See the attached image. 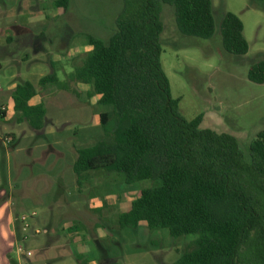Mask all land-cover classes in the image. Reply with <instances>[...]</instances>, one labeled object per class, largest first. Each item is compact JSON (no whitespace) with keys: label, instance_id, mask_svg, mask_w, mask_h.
Segmentation results:
<instances>
[{"label":"rangeland","instance_id":"rangeland-1","mask_svg":"<svg viewBox=\"0 0 264 264\" xmlns=\"http://www.w3.org/2000/svg\"><path fill=\"white\" fill-rule=\"evenodd\" d=\"M52 2L0 0V49L7 56L12 52V62L10 57L1 60V91L8 92L12 83L31 82L37 95L30 102L34 104L38 98L43 102L47 111L44 127L49 128L45 133L44 127L36 131L37 137L33 135L31 140L20 138V152L12 155L15 142L8 143L9 135L17 140L23 125L24 130L31 131V127L25 121L18 122V114L9 106L11 99L0 105L7 113L0 115V159L5 156L6 160L5 184L0 179V264H10L9 257L19 264H82L94 257L93 264H175L195 236L171 238L166 230H150L143 222L135 229L117 226L118 214L141 189L153 185L150 180L127 185L117 173L90 172L79 185L78 195L87 202L85 209L60 213L53 202L60 192L58 179L75 177V150L92 146L102 137L98 115L111 108L97 104L91 87L71 75L90 50L88 36L107 40L112 35L122 0H70L66 10L55 8ZM211 3L217 24L226 12L240 18L247 53L235 56L225 52L217 24L208 39L181 35L172 7L164 4L161 64L171 95L180 98L179 112L187 119L201 113L202 127L234 135L246 152L255 135L264 130V83L247 79L248 66L264 59V11L252 0ZM8 17L14 21L5 23ZM52 72L65 89L55 84L37 86L40 76ZM34 140L37 142L33 144ZM18 154L23 161L20 170L15 164ZM97 176L110 186L111 194L108 199L87 201V187ZM74 186L68 185L65 195L75 193ZM26 195L31 200L27 207L18 204ZM31 211L50 218V223L31 220L33 227H44L47 233L30 238L27 246L32 255L25 258L15 252L14 220L15 215ZM69 220L76 223L81 234L60 229Z\"/></svg>","mask_w":264,"mask_h":264},{"label":"trees","instance_id":"trees-1","mask_svg":"<svg viewBox=\"0 0 264 264\" xmlns=\"http://www.w3.org/2000/svg\"><path fill=\"white\" fill-rule=\"evenodd\" d=\"M69 1L52 4L66 10ZM252 2L264 11V0ZM164 4L172 7L181 35L208 39L216 31L211 0H122L112 35L107 40L87 37L90 50L71 77L89 85L97 104L111 109L98 115L102 137L75 150L76 183L90 172L117 173L127 185L150 180L153 185L118 214L117 226L135 229L143 222L171 238L195 236L175 264H264V130L244 152L234 135L202 127L201 113L187 119L179 112L180 98L171 95L160 59ZM217 31L225 52L247 53L237 15L226 12ZM247 79L264 83V59L248 66ZM45 84L66 88L55 72L39 79L38 86ZM36 94L29 81L11 90L14 111L37 130L46 109L42 102L29 104ZM9 136L13 144L14 135ZM4 164L2 157L3 184ZM9 261L19 264L13 257Z\"/></svg>","mask_w":264,"mask_h":264},{"label":"crops","instance_id":"crops-1","mask_svg":"<svg viewBox=\"0 0 264 264\" xmlns=\"http://www.w3.org/2000/svg\"><path fill=\"white\" fill-rule=\"evenodd\" d=\"M14 20L12 19V17H8L7 18V20L5 21V23H10V22H13ZM12 25V24H11ZM10 25V26H11ZM2 26V25H1ZM4 26H5V24H4ZM6 26H7V24H6ZM13 42V41H12ZM0 45H2L1 43H0ZM6 45V44H5ZM6 46H4V48H5ZM12 52H9V54H8V56H7V53H3V51H1V49H0V69H1V60H3V59H6V58H8V57H10V59H11V62H12ZM25 58H28V57H24V59ZM15 61V59H13V62ZM44 76V75H43ZM42 76H40L39 78H38V81H39V79L41 78ZM59 79V78H58ZM38 81H37V86H38ZM31 83V82H30ZM18 83H12L11 85H9V91L8 92H5V93H3L2 91H1V88H0V105L1 104H3V102H5L6 104H7V101L6 100H10L11 99V90H13V88L17 85ZM37 95V94H36ZM36 95L33 97V98H35L36 97ZM96 96V95H95ZM97 97V96H96ZM33 98H31L30 99V101L33 99ZM29 101V104H31V105H34V104H38V103H40L41 101H39V98L36 100V103H31ZM39 101V102H38ZM43 103V102H42ZM9 106H11V108H12V110L14 111V109H13V107H12V99H11V104L9 105ZM3 107V106H2ZM46 109V108H45ZM3 111H4V109H3ZM17 113V112H16ZM18 114V122H21V119L19 118V113H17ZM46 115H47V111H46V113H45V116H44V123H43V126L40 128V129H32L31 128V131L30 130H24V125H23V127H22V129H20V137L18 136V138H17V140H14V142H15V146H13V149H12V155H13V153H18V152H20V146H19V142H20V138H24V139H27V140H31L32 138H33V135L35 136V137H37V135H38V133H36V131H38V130H40L41 131V129L45 126L44 124L46 123V120H47V118H46ZM5 116H7V113H5V111H4V116L3 117H5ZM23 121V120H22ZM22 125V124H21ZM47 125V124H46ZM46 130H49V128H47V127H44L43 128V130H42V133H45L46 132ZM41 133V134H42ZM83 134H88V135H90L91 133L89 132V133H87V132H83ZM40 135V134H39ZM13 142V143H14ZM37 142V140H34L32 143L34 144V143H36ZM18 157H19V159L16 161V165H17V167L19 168V170H20V167L23 165V161H22V159H21V155H19L18 154ZM8 158V157H7ZM4 162H6V160H5V156H4ZM90 180V179H89ZM88 180V181H89ZM58 181L59 182H61L60 183V186H59V191L60 192H58V193H56L55 194V197H53V202L56 204V207H58V209H59V212L60 213H62L63 211L64 212H71V213H74V212H77L78 210V207H83V208H81V210L82 209H85V205H86V207H87V202L83 199V198H81L79 195H78V193L80 192V190H79V186L77 185V183H76V178L74 177V179H72V178H69L67 181L66 180H63V179H58ZM68 183V184H67ZM91 183H93V184H89L88 185V187L87 188H89L88 189V195H87V197H86V199H87V201H93V200H95V199H100V198H104V199H108V197L110 196V194H111V188H110V186L106 183V181H104V180H102L100 177H95V179H93L92 180V182ZM68 185H71V186H74V185H76L77 187H75L74 186V192L75 193H68V194H66L65 195V189H66V187H68ZM31 202V200L29 199V196H23V197H21L20 198V200H19V203L18 204H20V205H22V206H26L27 207V205H29V203ZM86 202V203H85ZM48 204H49V202H48ZM77 204V207H75V205ZM85 204V205H84ZM2 204L0 203V206H1ZM22 206H20L19 207V209L20 208H22ZM79 208V209H80ZM35 212V211H34ZM36 213V212H35ZM36 216V217H35ZM34 217V219H32L33 221V223H35V222H38V223H42V224H44V223H50V218H47V217H41V216H39V215H35ZM72 216V215H71ZM47 219V220H46ZM46 221V222H45ZM65 221V220H64ZM42 228H44V227H42ZM44 229H46V228H44ZM61 230H64V231H69L70 233H76V234H81V231L80 230H78L79 228H78V226H76V223H74L73 221H71V220H69V221H66V224L64 225V223H63V225L61 226V228H60ZM46 233H47V231H46ZM45 233V234H46ZM14 236V239L16 240V237H15V233L13 234ZM70 236H72V235H70ZM80 254H82V255H85L86 256V253L84 254V252H80ZM91 254H92V252H91ZM95 254V253H94ZM96 256V255H95ZM85 260V259H84ZM94 260H95V257L93 258V259H91V260H86V262L84 261V262H82V264L83 263H85V264H93L94 263Z\"/></svg>","mask_w":264,"mask_h":264},{"label":"built area","instance_id":"built-area-1","mask_svg":"<svg viewBox=\"0 0 264 264\" xmlns=\"http://www.w3.org/2000/svg\"><path fill=\"white\" fill-rule=\"evenodd\" d=\"M3 109V108H2ZM36 213L31 211L30 213H23L18 215L17 221L20 227V238L16 239L15 252L25 258H29L32 252L28 249L27 243L33 236H39L46 233V229L40 227H33L31 220L34 218Z\"/></svg>","mask_w":264,"mask_h":264}]
</instances>
